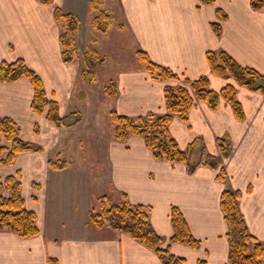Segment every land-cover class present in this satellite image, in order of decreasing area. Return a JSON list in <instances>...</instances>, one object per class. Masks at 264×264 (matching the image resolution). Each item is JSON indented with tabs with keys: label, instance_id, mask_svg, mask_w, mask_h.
Returning a JSON list of instances; mask_svg holds the SVG:
<instances>
[{
	"label": "crops",
	"instance_id": "obj_1",
	"mask_svg": "<svg viewBox=\"0 0 264 264\" xmlns=\"http://www.w3.org/2000/svg\"><path fill=\"white\" fill-rule=\"evenodd\" d=\"M249 1L213 0L205 5L199 0H103L104 8L113 12L109 32L124 23L154 63L190 80L207 76L214 91L235 85L243 120H237L222 100L215 110L198 103L187 122L172 117L169 132L181 150L200 141L204 154L220 161L216 169L201 165L188 173L183 163L154 159L139 136L115 141L100 119L106 109L130 118L163 114V89L175 82L153 79L139 62L129 65L119 51L101 69L112 70L110 79L117 90L113 97H105L81 80L82 64L63 62L62 23L55 20L54 7L77 16V46L83 48L94 38V13L88 0H53L52 5L0 0V63L23 60L41 79L47 99L56 102L59 117L81 116L75 125L56 126L47 121V109L41 115L31 110L33 88L26 78L0 82V118L12 119L19 126V138L32 139L40 148L17 155L9 170L0 163L1 178L19 173L25 208L35 213L39 231L32 238L0 231V264H49V260L162 264L153 251L127 234L90 223L89 212L97 207L98 198L109 196L120 202L122 194L131 205L150 208L149 222L162 239L161 248L185 264H228L227 225L219 203L225 190L240 192L238 207L247 231L264 243V95L212 75L206 59L208 51H224L239 65L264 76V12L253 11ZM217 10L225 19H219ZM217 22L220 36L211 28ZM101 45L105 47L104 42ZM89 139H97L96 159L102 160L94 170L84 166ZM218 139H228L227 154ZM55 158L75 162L54 170L48 161ZM220 169L226 174L224 181L217 179ZM172 206L180 210L191 235L200 242L198 248L170 242ZM261 260L264 263V257Z\"/></svg>",
	"mask_w": 264,
	"mask_h": 264
},
{
	"label": "trees",
	"instance_id": "obj_2",
	"mask_svg": "<svg viewBox=\"0 0 264 264\" xmlns=\"http://www.w3.org/2000/svg\"><path fill=\"white\" fill-rule=\"evenodd\" d=\"M38 1L47 5L53 4V0ZM199 1L205 5L213 3V0ZM101 5V0H90L89 6L94 12L91 24L92 28L105 31L111 23L112 16L100 9ZM249 5L255 12H264V0H250ZM217 15L220 20L226 17L220 10H217ZM54 17L62 23V32L59 35L61 58L63 62L70 63L75 57V37L79 20L71 13H62L58 7L54 8ZM211 28L216 36L221 35L219 23H212ZM86 56L94 63L102 61V57L97 56L94 50L87 51ZM136 59L153 79L175 82L176 85H167L163 89L165 104L163 114L148 112L143 116L130 118L110 111L114 140L125 142L131 136H139L144 140L145 146L151 151L154 159L183 163L188 173L194 172L201 165L216 169L219 159L205 155L200 141H194L188 145L187 149L181 150L169 132V124L175 115L181 121L187 122L189 112L198 103H205L211 110H215L221 100L231 107L237 120H243L244 113L236 99L235 85L227 84L219 91H214L209 88L207 76L194 80L180 77L168 68L151 61L147 53L142 50L136 52ZM206 59L212 75L230 78L237 86L264 95V76L256 70L239 65L224 51H208ZM86 65L88 67L87 63ZM20 78H26L33 88L30 104L33 113L41 115L47 109L45 115L47 121L56 126H72L79 122L77 113L64 118L59 117L56 102L47 99L41 79L27 68L23 60L0 63V82H13ZM116 91V84L112 82V85L107 86L105 94L113 97ZM0 136L3 138L0 139V163L3 165L12 164L19 154L40 151V148L32 147L19 139L18 127L10 118H0ZM2 141L5 143L3 144ZM217 143L223 153L229 152L228 139H218ZM48 165L51 169L63 170L68 163L55 158L49 159ZM217 179L220 181L226 179L222 169L219 170ZM3 191L8 192L9 195L3 196ZM240 195L239 191L225 190L219 200L227 225V262L228 264H264L261 260L264 257V243L258 242L249 235L238 207ZM120 199V202H115L109 196L98 198L97 207L89 212L90 223L97 228L107 227L127 234L153 251L162 264H185L184 259L171 255L168 249L161 248L162 239L155 233L149 222L150 208L143 205H131L125 194H122ZM35 220V213L25 208L19 180L13 175L6 176L4 179L0 178V231L14 233L20 238H32L39 232ZM170 221L173 229L171 243H181L191 248L199 247L200 242L191 235L183 215L175 206L171 207ZM49 264H56V262L49 260Z\"/></svg>",
	"mask_w": 264,
	"mask_h": 264
},
{
	"label": "rangeland",
	"instance_id": "obj_3",
	"mask_svg": "<svg viewBox=\"0 0 264 264\" xmlns=\"http://www.w3.org/2000/svg\"><path fill=\"white\" fill-rule=\"evenodd\" d=\"M89 2H90V0H88V8L90 9ZM101 2H102V5H101L100 9L108 12L112 16L113 12L111 13V11L105 9L103 0H101ZM40 3H42V2H40ZM74 16H76V15L74 14ZM114 21H115V18H113L112 24L114 23ZM79 23H80V21H79ZM91 23H92V21H91ZM91 28H92V24H91ZM125 28H126L125 24L122 22L119 23L118 28L112 30L111 33L109 32V26L105 31H98V30L92 28L94 31V36H93L94 38H92L90 40V42H88L85 45V47H83V48H79V46H77L78 42H77V32H76L75 57H74L73 61L77 60L80 63V65L82 64L81 69H80L81 80L84 83L88 84L89 86H91V85L96 86L98 88V90L100 91V93L102 92V94L105 95V97H108L105 94V90H106L107 86L109 87L110 85H112V82H114V80L110 79L111 78L110 74H112L111 69L106 68L103 71H101V69L105 66V63L110 61L111 56H115L116 52L122 51L121 55H123L125 58L129 59V63H130L129 65H131L133 61H134V64L138 65V61H136L134 58H136V52L138 50H141V47H138V45H136V42L133 38V35L129 32L128 28H127L128 32L125 30ZM123 29H124V31H122ZM61 32H62V29H61ZM61 32H60V34H61ZM117 39H119V40H117ZM100 42L101 43L104 42V44H105L104 48L102 47V45L100 48V46H99L101 44ZM90 50H94L97 56L102 57V61L94 63L93 61L86 58L87 57L86 52L90 51ZM86 63L88 64V67H86L87 66ZM97 68H99V69L97 70ZM108 78H109V80H107ZM106 101H108V100H106V98H105V103H106ZM104 108H106V106H104ZM106 110H104L103 115H102V117H100V119L104 123L105 128L108 130L107 126L105 125V122H106V124L111 129V133H113L112 132V130H113L112 125L113 124H112V120L110 117V111H113L114 109H109V110L106 109ZM77 115H78L77 118L80 120L81 116L79 115V113H77ZM170 124H171V122H170ZM17 127H18V137H19V126L17 125ZM105 128H104V130H105ZM0 139H3V138L0 136ZM19 139H21V138H19ZM26 140L28 142L24 141V140H22V141L30 144L32 147H35V148L38 146L37 143H34V141H32V139H26ZM89 140L90 141H87L85 144V146L87 147V150H85V161H84L85 165L84 166L88 169L94 170L96 168H99V163L101 164L102 160L96 159L98 154L100 153V152H96L97 139H89ZM2 142H3V144L5 143V141H2ZM29 152H34V151H29ZM67 162L74 163L75 161H74V159H71V160L69 159ZM76 162H79V161H76ZM13 163L12 164H6V165L1 164V165H2V167H5L7 170H9V167L11 165H13ZM18 174L19 173H15L12 175L15 176V178L19 180ZM5 177L6 176H4L2 178L0 177V178L4 179ZM8 195H9L8 192L3 191V196H8Z\"/></svg>",
	"mask_w": 264,
	"mask_h": 264
}]
</instances>
